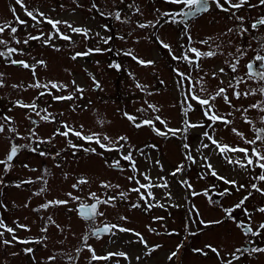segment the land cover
I'll return each mask as SVG.
<instances>
[{"label":"rangeland","instance_id":"obj_1","mask_svg":"<svg viewBox=\"0 0 264 264\" xmlns=\"http://www.w3.org/2000/svg\"><path fill=\"white\" fill-rule=\"evenodd\" d=\"M93 2L98 5V10L92 9ZM221 2L223 3V0ZM249 3L256 7L245 6L238 11L234 10L236 15L244 17L243 27L248 29L244 35L241 36L236 31L228 33L229 28H236L240 22L213 5L208 13L189 22L192 37L189 42L183 33V25L165 23L167 18H160V13L179 10V6L165 3V0H24L29 10H39L53 20L66 21L74 27L90 29V38L85 40L82 35L71 32L62 23L58 27L62 33L71 37V41H65L58 36H54L51 45L44 44L42 40L29 41L27 45L23 43L17 45L10 41V46L23 51V54H14L11 58L25 60L30 65L39 60L45 61V66H36L35 79L41 83L54 81L68 85L67 89L60 91L53 89L52 93L54 95L72 93L74 99L70 101H54L48 94L40 97L39 93L45 91L44 89L28 87L35 82L32 71L19 65H11L0 57V73L4 74L6 85L0 88V118L5 114L13 118L12 126L17 128L21 137H24V139L13 137L15 143L29 144L30 130H34L40 139L52 138L51 143L40 144V150L50 155L42 157L22 147L10 170L5 171L4 166L0 165V180L3 181L0 184V204L6 206H0V220L8 227H12L20 240L36 241L42 236L47 237V240L40 243L22 244L13 241L11 245H4L0 242V264H53L47 259L50 255L57 256L54 264H69L67 257L77 256V248L83 250L79 253L76 264H89L90 253L83 248L81 238L88 233L90 222L78 216L75 210L80 202L86 204L95 202L89 197V193H96L102 200L108 196L117 197L114 206H98V210L104 215L96 218V226H102L103 223L118 224L139 232L149 247L161 246L150 255H146L147 249L137 241L133 232L114 230V235H103L101 239L90 238L88 243L98 255L123 251L127 253L128 259L113 257L99 264H221L216 254L205 248V245L211 244L218 248L225 260L231 259L230 253L236 248L264 247V234L259 237H245L236 223L228 219L223 211L224 208H231L238 203L248 191H252V196L245 201V207L252 215L254 226L258 227L264 222V214L256 211L259 207H264V196L250 188L251 183L264 187V182L253 179L259 174L260 169L245 171L238 166L229 165L214 146L198 151L202 143H209L202 139V133L205 130L212 132V129H189L185 134L186 139L179 134L175 137L171 135L162 137L156 135L148 126L136 128L123 115L127 112L137 117V123L144 119L154 120L155 116L159 115L162 120L167 121L168 128H182L185 119L182 107L188 82L185 81L183 87L178 85L180 78L175 75L174 66L190 74L194 82L200 76H204L208 93H214L218 86L227 88L230 82L235 83L234 78L240 77L244 80L239 86L240 91L259 87L260 81L248 79L246 66L251 62L254 70H259L261 61L255 60V57L264 56V27L262 25L256 29L251 27L257 19L264 17V5H260L259 0H249ZM129 5L133 7L130 8ZM136 6L140 7L142 14H133ZM13 7L18 16L27 21L26 26L13 24L18 27L16 35L21 41L29 34L35 36L41 32L44 34L43 39H47L48 34L54 32L51 25L46 22L34 26V22L25 15L15 0H0V23L13 21V14L10 11ZM115 11H120L122 18L128 17L131 22L120 23L107 15ZM100 12H104L105 15L101 16ZM158 19L160 23L156 27L144 29L136 27L137 23L149 21L155 23ZM96 33H99V36H96ZM109 36L112 39L108 44H104L101 38ZM121 36L124 37L123 40L119 38ZM157 37L170 44L172 53L177 56L182 55L188 47L208 51L209 46L201 44L200 41L211 37V46L215 48L216 44H220L219 52L223 54L202 59L198 69L184 61L173 60L168 50L159 44ZM0 38L10 39L9 33L6 31ZM97 47L111 50L78 57L76 60L71 58L76 52ZM237 48L245 55L240 57ZM2 49L3 46H0V50ZM128 50H132L140 59L151 60L154 63L140 65L131 57L123 55V52ZM229 53L232 55H228ZM237 57L240 58V63L237 65V71L233 73L226 61L234 63ZM113 63H119L120 70L110 68L109 65ZM221 68L224 69L222 74L219 72ZM212 72H216L219 79L212 78ZM92 77L99 82L100 88L94 86ZM73 81L75 85L84 89L82 97L75 92ZM220 81H223V84ZM137 83L142 89L136 87ZM13 84L22 87L13 89L11 87ZM208 93H200L197 85L198 95L206 96ZM228 94L237 107L247 108L257 101H264V96L259 94L242 97L240 101L231 97V89ZM17 100L28 104L35 102L41 116L46 114L43 110L47 109L55 120L45 122L29 109L14 107L13 104ZM191 103L193 110L189 111L187 119L192 123L207 125L209 122L203 116L200 106L195 102ZM149 104L155 105L158 111L154 112L148 108ZM141 108L146 111H138ZM216 110L221 115L233 111L220 98H217ZM245 115L254 122V126L246 124L239 112L233 111V115L228 118L233 121L231 126L237 127L238 131L252 139L254 128L264 127V124L260 123V117L264 113L250 109ZM64 123L77 131H83L85 135L98 133L100 136L107 135L113 141L125 136L127 140L119 142L124 145L121 151L103 152L101 156L99 153L103 150L95 143L89 144L73 135L68 138L54 136L57 129L65 130L62 127ZM155 126L161 131L166 130L159 121H155ZM215 138L232 146H247L222 124L215 126ZM9 139L10 134H0V160L5 158L10 148ZM68 140L82 147L74 150L68 146ZM184 143L190 145V154L195 158V163L186 160ZM31 146H35V139ZM84 148H95L96 152H85ZM128 151L132 152L136 161V172L132 171L129 162L120 159L121 152L127 154ZM57 152L60 153L59 156H56ZM230 155L233 158L242 156L239 153ZM204 156L208 158V162L219 176L235 180L237 185L244 184L246 189L237 192L232 186L212 177L204 166L202 158ZM118 159L120 168L111 167L112 161ZM24 165L28 167L25 168ZM181 165L184 166L183 171L172 175ZM145 175L150 177L153 185L167 183V187L141 189V192L151 191L152 196L148 199V203L154 205L151 208L147 207L137 192L131 191L138 187L135 180L148 183L144 179ZM129 176H134L135 180L130 181ZM81 178L87 179L88 183L73 189L72 185ZM25 180L33 182L21 184L20 187L15 186ZM183 181H187L192 187L189 189L182 183ZM102 182L120 187L104 188L101 186ZM41 187L46 190L41 195H35L34 193ZM225 188H229L231 194L221 196L220 193ZM213 190L214 196L219 198L216 204L205 195V192ZM69 192L73 196L81 197V200H70L66 206H51L47 209L40 207L50 200L70 199L67 196ZM120 192L126 193L125 199L119 197ZM193 192L199 195L194 196ZM136 203L140 206L133 208L132 204ZM233 215L238 221L248 222L242 209H236ZM49 216L54 223L48 222ZM121 217L127 219L122 220ZM200 220L205 222L220 220L222 223L209 224L205 227ZM18 224L26 225L27 230L19 228ZM57 225L60 227L57 228ZM45 226L48 231L42 233L41 229ZM2 239L12 240V234L5 231ZM249 240L255 243L249 244ZM179 243H182L183 247L178 256L169 261V254L176 250ZM29 247L33 249L31 254L24 252V249ZM195 248L204 249L207 255L194 253ZM137 257H140L139 261ZM92 264L98 262L93 261ZM233 264H264V254L251 256L245 254L238 262L233 261Z\"/></svg>","mask_w":264,"mask_h":264},{"label":"snow or ice","instance_id":"obj_2","mask_svg":"<svg viewBox=\"0 0 264 264\" xmlns=\"http://www.w3.org/2000/svg\"><path fill=\"white\" fill-rule=\"evenodd\" d=\"M15 3L19 5L23 10L24 13L27 17H29L33 22L34 26L38 25L42 22H46L49 25H51L52 29L54 30L53 33H49L47 39H43L44 34L41 32L40 35H31L29 34L27 38H25L23 41H21L17 37V32H18V27L13 26L15 25H27V21L21 19L17 14H16V9L15 7L11 8L10 11L13 14V21L12 22H4L0 23V37L3 36V34L7 31L9 33L10 39L6 40L3 38H0V46H3V49L0 50V57H3L8 63L11 65H19L22 66L24 69H30L33 73L34 77V83L30 84L28 87L35 88V89H44L45 91H41L39 93V96L42 97L45 94L51 95L52 99L54 101H70L74 99V94L70 93L69 95H54L52 93V90L55 89L57 91L64 90L68 88V85L57 83L54 81H49L48 83H41L39 80L35 79L36 75V66L41 65L45 66V61L39 60L36 61L35 64H29L25 60H18V59H12L11 57L14 54H23L22 49H19L17 47H12L10 46V41L14 42L15 44L19 45L23 43L24 45H27L29 41H37V40H42L44 44L51 45V41L54 38V36H58L60 39H63L65 41H71V37L69 35H66L60 31V28L58 27L60 24H65L67 28L71 30L73 33L80 34L84 37L85 40H88L90 38V29L87 28H81V27H74L71 24H68L66 21H59V20H53L51 18H48L45 16L43 12H40L39 10L32 11L27 8V6L24 4V0H15ZM165 3L172 4L179 6L178 11H166L163 13H160V18L164 19L165 17L167 18L164 22L165 23H170V24H175V25H183V33L187 37L188 41L191 42L192 37L189 32V22L193 19L199 18L203 14L208 13L211 10V7L214 5L216 9L229 14L230 18L239 21L240 23L237 25L236 28H229L228 33H232L234 31L238 32L241 36L244 35L248 29L243 27V16L236 15V11L244 8L245 6L249 8H254L256 5L250 4L249 0H223V3L221 0H165ZM260 5H264V0H259ZM130 8L133 7V5H129ZM92 9H97L98 10V5L93 2L92 3ZM91 10V9H90ZM236 10V11H234ZM157 12H159V9H157ZM135 14H142L141 9L139 6L135 7V11L133 13ZM101 16H104V12H100ZM107 15L114 17V19L120 23H130V18L124 17L122 18L121 12L120 11H115V12H110L107 13ZM160 23V20L158 19L155 23L149 21L147 23H137L136 27L144 29L148 27H156L157 24ZM264 25V17H260L257 19L251 27L253 29L258 28V26ZM105 28L107 26L105 25ZM96 36H99V33H96ZM121 40L124 39L123 36L119 37ZM104 44H108L109 41L112 39L111 36L109 37H102ZM211 37L200 41L201 44L208 45L209 50L208 51H201L200 49L196 47H188L185 49L182 55L177 56L172 53V48L170 44L164 42L162 39L157 37V40L159 44L166 50H168L169 54L172 56L173 60L176 61H184L188 63L190 66L195 65L196 68L199 69V62L202 59L205 58H211L215 57L218 54H223L219 52V49L221 47L220 44H216L215 48H213L210 44ZM231 43V41H229ZM54 46V45H52ZM111 49H101L99 47L97 48H88L83 52H76L71 58L73 60H76L78 57H87L90 56L94 53H103L105 51H110ZM237 52L240 53V57L245 55V53L240 49L237 48ZM123 55L131 57L134 61H136L140 65H151L154 62L151 60H143L137 57L136 55L133 54L132 50H128L126 52H123ZM228 55H232L229 53ZM255 60L261 61L260 68L259 70H254L253 63L247 64V76L249 80H257L261 82V85L257 88H249L246 91H240L239 86L241 83H244V80L242 77L240 78H234L235 83L230 82L227 86L225 87H217L214 93H208V89L206 87V83L204 80V76H200L195 82L193 81V77L190 74H186L184 72H180L178 69H174L173 71L176 73V75L180 78L178 81V85L183 87L184 82H188L187 86V91L185 94V98L183 101V113L185 116V119L183 121V127L182 128H168L167 127V121L162 120L159 115L155 116L154 120L153 119H144L137 123V117L130 115L127 112H124L123 115L133 123V125L136 128H141L143 126H148L152 128V130L156 133L158 136L162 137H168L169 135L175 137L178 134L181 136H184L186 139V133L188 132L189 129H195V128H208L212 129V132H209L205 130L202 133V139H206L209 143H202L200 145V151L201 149H207L210 146H214L215 150L226 160V162L229 165L233 166H238L241 169H244L247 171L248 169H255L258 168L260 169V172L258 175L254 176L253 179L257 180L259 182H264V127H255L254 128V138L248 139L245 134L241 131H238L237 127L231 126L233 124V121L229 119V116L233 115L234 112H239L244 120V122L250 126H254V122L250 120L245 114L250 110V109H256L261 113H264V101H257L256 103L248 105L247 108H244L243 106L237 107L235 104H233L232 99L230 98L228 92L229 89H231V97L235 98L236 101H240L241 98H247L249 96H255L257 94L264 96V56L257 55L255 57ZM98 63V62H97ZM228 63V66L231 68L232 72L235 73L237 71V65L240 63V58L237 57L235 62H230L226 61ZM110 68H114L116 70H120L121 65L119 63H113L109 65ZM202 71V69H201ZM219 72L222 74L224 73V69L221 68ZM91 75V74H90ZM131 75V73H129ZM205 75H208L205 73ZM212 78L214 79H219L218 75L216 72L211 73ZM94 86L96 88H100V84L98 81L95 80V77H92ZM73 85H75V81L72 82ZM221 84H223V81H220ZM197 85H199V92L200 93H208L206 96L198 95L197 94ZM5 82H4V74L0 73V88L5 87ZM13 89H18L21 88V85L13 84L11 85ZM137 88H141L142 86L137 83L136 84ZM75 92L79 93L80 96H83L84 89L81 88L79 85H75ZM39 97H37L38 99ZM217 98H220L223 100L224 104L227 105L230 109L233 111H230L227 113V115H221L219 112L216 110V101ZM191 102H195V104L199 105L203 116L206 118V120L209 122L207 125L203 123H192L187 119L189 111L193 110V104ZM14 107H19L23 109H29L32 112L35 113V115L40 116V119L49 122V121H54L55 117L47 112V109L43 110L46 114L41 116L40 112L37 111V104L35 102L28 104V103H23L19 100L15 101L13 104ZM148 108L152 109L154 112L158 111L155 105L149 104ZM138 111L144 112L146 109L141 108L138 109ZM31 117H29L30 119ZM155 121H159L162 125L165 126L164 131H161L159 128L155 126ZM14 123L13 118L7 114H5L2 118H0V134H10V139H9V144L10 148L5 156L4 159L0 160V165L4 166L5 171H8L12 167V162L13 160L17 157L19 150L23 148H27L33 153H38L40 156H48L50 153H47L46 151L40 150V144L44 143H51L52 138H49L48 140H43L40 139L37 136V133L34 130H30L29 132V144L27 145H19L15 143V140L13 137L24 139V137H21L17 128L13 127L12 124ZM260 123L264 124V115L260 117ZM217 124H222L226 128H229V130L237 137L240 138L241 141L247 146H232L227 143H221L219 140L215 138V126ZM231 126V127H230ZM62 127L65 129L64 131H60L59 129L56 130L55 135H60L65 138H68L70 135H73L89 144L95 143L96 145L99 146L100 149L103 151L99 153V155H103V152H111V151H121L123 149L124 145L120 144V141H126L127 137L125 136H120L117 138L116 141H113L110 137L107 135L100 136L98 133H91L85 135L83 131H77L70 125L64 123ZM83 126L81 125V129ZM35 139V146H31L32 141ZM68 146L74 150H78L82 147V145H77L72 143L71 140H68ZM155 147V146H152ZM184 149L186 150V160L191 161L192 163H195V158L190 154V145L188 143L183 144ZM85 152H96L95 148H84L83 149ZM232 153H239L242 154L240 157L233 158L230 154ZM60 153L57 152L56 156H59ZM54 158V157H53ZM204 166L209 170V173L212 177H215L219 179L220 181L224 182L225 184H228L235 188L237 192H239L241 189H246V186L244 184H239L237 185V182L235 180H227L223 176H219L215 169L213 168L212 164L208 162V158L206 156L202 157ZM123 161L129 162V165L132 169L133 172L137 171L136 168V161L133 158V154L131 151H128L127 154H123L121 152V157ZM159 163V161H157ZM111 167L114 168H120V160H114L112 161ZM25 168L28 167V165H24ZM184 169V166H178L176 170L172 173V175H176L177 173L182 172ZM128 179L135 180L134 176H129ZM144 179L148 181V183H140L139 180H135V182L138 184V187L131 189V191L137 192L140 196L141 200H144L145 203L147 204L148 208L153 207L154 205L151 203H148V199L151 198L152 193L151 191L147 192H141V189L149 190L152 187H167V183L163 185H153L151 182L150 177L147 175L144 176ZM33 181L31 180H25L17 183L15 186L20 187L21 184H28L32 183ZM3 181L0 180V184H2ZM88 180L81 178L79 179L76 183L72 185L73 189H78L80 185L82 184H87ZM182 183L186 184V186L190 189L192 186L189 184L187 181H183ZM46 184V181H45ZM102 187L104 188H119V185H111L105 182H102ZM250 188L252 190H255V192H258L260 195L264 196V187L258 186L257 183H251ZM46 189L44 187H41L40 190L36 193L35 195H41ZM207 194V193H205ZM230 195L231 192L229 188H225L223 192L220 193L221 196L224 195ZM252 191H248L247 195H245L240 201L236 204H234L231 208H224L223 211L225 215L227 216L228 219L232 220L234 223H236V226L243 232L245 237L252 236V237H259L262 234H264V222L260 223L258 227L254 226L252 223V215L249 213L248 209L245 207V201H247L251 196H252ZM192 195H199L196 192H193ZM67 196L70 199H57V200H50L47 201L46 203L42 204L40 207L43 209H47L51 206H66L69 204L70 200L72 201H80L81 197L79 196H73L71 192L67 193ZM89 197L93 199L95 202L92 204H86L84 202H80L77 207H76V212L78 216H80L82 219H85L90 222L89 224V229L88 233H86L81 239L83 242V248H86L87 251L90 253V259H89V264H92L93 261L95 262H102V261H109L113 257H123L125 259H128L127 253L121 251L118 253H106L105 255H98L95 251V249L91 246V244L88 243V240L90 238H96V239H101L103 235L107 234H115V231L119 232H133V234L137 237V241L145 246L147 249L146 255H150L152 252L156 251L160 245H154L149 247L147 244V241L144 240L143 236L139 232H134L132 229L124 228L121 227L118 224H111V223H103V226H96V218L98 216H103L104 213L102 211L98 210L99 205H108V206H114V201L116 200L117 197L115 196H108L107 199H100L96 193H89ZM119 197L121 199L126 198V193L120 192ZM214 202V201H213ZM0 206L6 207L2 204ZM140 205L138 203L132 204L133 208L139 207ZM159 206V205H156ZM236 209H242L244 215L248 218V222L244 221H238L237 218L233 215ZM72 210V209H70ZM261 214H264V207H259L256 209ZM197 216H199V213L197 212ZM120 219L124 220L127 219L126 217H121ZM156 219H162V218H156ZM48 222L54 223L52 220V217H47ZM202 225L207 227L209 224H220L222 221L216 220V221H208L205 222L203 220L199 221ZM19 228H23L27 230V226L23 224H18L17 225ZM57 228L60 226L57 225ZM0 229H3L4 231H0V242H2L4 245H11L13 241H17L22 244H28V243H40L42 241L47 240L46 236H42L39 240L36 241H30V240H20L16 235H15V230L12 227H8L2 220H0ZM115 230V231H114ZM12 234V240H7V239H2L4 236V232ZM48 231L47 226L41 229L42 233H46ZM63 231V229H61ZM150 231H154V229H150ZM170 235L173 233H169ZM191 235H196V233H190ZM249 244H254L255 242L252 240L248 241ZM183 247V244L177 245L176 250L171 252L170 255L168 256L169 261H171L173 258L178 256V253L180 249ZM205 248L209 249L211 252L216 254L217 258L221 260V264H233V261H239L241 257H243L245 254L251 256L253 254H264V247H259V246H253V247H241V248H236L233 252L230 253L231 259L225 260L220 253V250L216 247H213L211 244L205 245ZM82 248H77L76 253L77 256H71L69 255L67 257V260L69 264H76V260L78 259L79 253L82 251ZM24 252L27 254L33 253L32 248H25ZM194 253H198L201 255H207V252L204 251V249L201 248H195L193 249ZM13 255H16V253H13ZM33 259H35L33 257ZM49 261L54 262L57 260L56 255H50L47 258ZM138 261L140 257L136 258Z\"/></svg>","mask_w":264,"mask_h":264},{"label":"trees","instance_id":"obj_3","mask_svg":"<svg viewBox=\"0 0 264 264\" xmlns=\"http://www.w3.org/2000/svg\"><path fill=\"white\" fill-rule=\"evenodd\" d=\"M17 14V13H16ZM18 15V14H17ZM14 26V25H13ZM174 69H178L180 72H182V70L181 69H179V68H177V67H173V70ZM175 73V72H174ZM175 75H176V73H175ZM223 192V191H222ZM205 193H207V194H205L208 198H209V200L211 201V202H213V203H217V202H219V198L218 197H216V196H214V194H215V192H214V190L213 191H209V193L208 192H205ZM187 223H185V228H186V231H187ZM188 232V231H187ZM187 232H186V235L185 236H187ZM180 244H182V243H179L178 245H180ZM175 251V250H174ZM173 252V251H172ZM170 255V254H169Z\"/></svg>","mask_w":264,"mask_h":264},{"label":"water","instance_id":"obj_4","mask_svg":"<svg viewBox=\"0 0 264 264\" xmlns=\"http://www.w3.org/2000/svg\"><path fill=\"white\" fill-rule=\"evenodd\" d=\"M90 205V204H89ZM103 226V225H102ZM102 226H100V227H102Z\"/></svg>","mask_w":264,"mask_h":264},{"label":"flooded vegetation","instance_id":"obj_5","mask_svg":"<svg viewBox=\"0 0 264 264\" xmlns=\"http://www.w3.org/2000/svg\"><path fill=\"white\" fill-rule=\"evenodd\" d=\"M264 27V25H262Z\"/></svg>","mask_w":264,"mask_h":264}]
</instances>
